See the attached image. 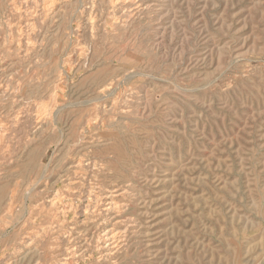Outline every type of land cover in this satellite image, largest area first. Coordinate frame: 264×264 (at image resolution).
I'll list each match as a JSON object with an SVG mask.
<instances>
[{
    "label": "rangeland",
    "instance_id": "rangeland-1",
    "mask_svg": "<svg viewBox=\"0 0 264 264\" xmlns=\"http://www.w3.org/2000/svg\"><path fill=\"white\" fill-rule=\"evenodd\" d=\"M64 263L264 264V0H0V264Z\"/></svg>",
    "mask_w": 264,
    "mask_h": 264
},
{
    "label": "bare ground",
    "instance_id": "bare-ground-1",
    "mask_svg": "<svg viewBox=\"0 0 264 264\" xmlns=\"http://www.w3.org/2000/svg\"><path fill=\"white\" fill-rule=\"evenodd\" d=\"M27 2V1H26ZM15 10V9H14ZM18 13V12H17ZM45 21V20H44ZM4 22V21H3ZM93 29V28H92ZM91 33V32H90ZM72 35V34H71ZM31 39V38H30ZM106 43V42H105ZM6 52V51H5ZM97 55V54H96ZM7 89V88H6ZM13 90V89H12ZM17 90V89H16ZM69 106V105H68ZM45 107V106H44ZM12 108V107H11ZM101 108V107H100ZM115 109V108H114ZM24 110V109H23ZM35 110V109H34ZM47 110V109H46ZM49 110V109H48ZM39 111V110H38ZM59 113V112H58ZM44 114V113H43ZM101 115V114H100ZM24 116V115H23ZM37 118V117H36ZM108 121H109V119H108ZM38 122V121H37ZM111 125V124H110ZM74 127V126H73ZM39 128V127H38ZM55 130V129H54ZM62 131V130H61ZM69 131V130H68ZM21 132V131H20ZM27 132V131H26ZM53 132V131H52ZM44 136V135H43ZM38 143V142H37ZM116 196V195H115ZM113 197V196H112ZM54 198V197H53ZM104 198H106V196L104 197ZM99 200V199H98ZM112 200H113V198H112ZM111 200V201H112ZM115 204V203H114ZM106 205V204H105ZM110 205H113V204H110ZM109 207V206H108ZM110 208V207H109ZM106 208H104V210H105ZM111 209V208H110ZM108 210V209H107ZM90 211V210H89ZM106 211V210H105ZM111 211V210H110ZM108 212V211H107ZM84 213V212H83ZM32 230V229H31ZM113 230V229H112ZM105 235H106V233H105ZM112 236V235H111ZM100 253V252H99ZM65 264V263H64ZM67 264V263H66Z\"/></svg>",
    "mask_w": 264,
    "mask_h": 264
}]
</instances>
